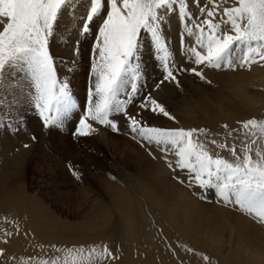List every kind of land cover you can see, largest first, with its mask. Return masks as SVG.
<instances>
[{"label": "snow or ice", "instance_id": "1", "mask_svg": "<svg viewBox=\"0 0 264 264\" xmlns=\"http://www.w3.org/2000/svg\"><path fill=\"white\" fill-rule=\"evenodd\" d=\"M81 3L85 12L77 34L85 38L91 34L93 47L86 109L73 135L88 136L95 132L92 122L120 132L118 117H122L128 134L133 139L139 138L155 159L154 145L170 170L185 174L184 178L177 175L174 179L189 188H199L194 194L200 199L209 200L211 192L217 203L231 206L264 224V119L237 121V128L223 124L224 133L206 128L151 126L141 117L142 111L175 120L151 93L139 101L140 111H129L142 91V50L146 39L165 73L157 88L166 81L179 87L178 76L185 72L211 84L204 74L207 67L235 70L264 65V0H81ZM74 6L75 0H0V128L12 129L14 124L23 123L22 116L19 121L6 122L9 118L6 109L16 105L34 111L45 128H61L79 107L69 81L58 74L57 57L50 50V39ZM172 14L177 15L180 23V54L192 65L188 68L176 66V54L164 34ZM185 37L190 41L187 44ZM79 43L77 40L76 44ZM78 55L77 46L73 48V56ZM76 63L73 59L72 64ZM67 68L72 70L71 66ZM19 130L15 127V131ZM224 151L229 155H221ZM69 167L79 179L81 173ZM12 235L11 231H5V237ZM8 242L3 240L5 244ZM51 247L63 251V255L42 259L39 264H93L96 258L111 264L119 259L106 244L64 250ZM199 255L210 261L209 256ZM9 259L15 258L7 257L5 249L0 248V261Z\"/></svg>", "mask_w": 264, "mask_h": 264}, {"label": "rangeland", "instance_id": "2", "mask_svg": "<svg viewBox=\"0 0 264 264\" xmlns=\"http://www.w3.org/2000/svg\"><path fill=\"white\" fill-rule=\"evenodd\" d=\"M80 4L81 0H75L72 11L65 15L59 31L50 39V50L57 57L58 74L61 78H67L69 81L79 107L64 121L61 128H45L40 117L34 111L27 106L16 105L6 109L9 115L6 122L19 121L22 116L23 123L14 124L12 129L0 128V210L2 211L0 214L17 212V217L21 219L22 225L24 224L23 240L19 241L18 245H15L18 247L14 249H7L3 245L5 244L3 240L8 238L5 237V228L0 225V246L5 249L7 257L15 258L14 260L0 261V264H39L42 259L56 255L62 256L63 251L57 252L51 247L52 245L64 250L73 246L87 248L91 245L103 246L104 244L116 256L119 255V259L112 261V263L115 262L114 264H118V262L119 264H157L155 261L159 254L158 256H154V254L164 250L167 247L166 242L160 236H156L154 239L148 236L150 239L148 240L143 228L144 222H142L140 211L134 201L136 197L138 200L146 198V195L143 196L145 189L153 190V186L156 189L153 190V193L159 195L167 204L183 206L186 201L193 202L195 218L201 216L205 227H210L214 223L212 221H217L216 229L218 231L216 234L222 236L224 240L222 253L225 256H235L237 250L244 252L245 249L249 254H255L257 252L254 248L255 245L248 247L240 242L234 234L235 232L233 233L227 226V222L234 223V225L245 224L253 234L250 240L258 245L264 244V224L234 210L231 206L217 203L211 192H209V200L200 199L194 194L200 191L199 188H189L186 184H181L174 179V176L177 175L184 178L185 174L170 170L154 145L152 150L155 153V159L149 155L147 148L142 146L139 138L133 139L128 134L122 117H118L121 121L120 132H113L105 126L89 121L94 123L97 129L95 132L88 136L73 135L86 109L87 92L90 86V54L93 47L91 34L87 38L77 34L81 17L85 12V8L81 10ZM171 17L173 20L170 19V22L165 26L164 34L176 54V66L191 67L192 65L186 62L180 54L179 20L176 14H172ZM77 40L80 41L79 45L76 44ZM188 40L189 38L185 37L186 44L189 43ZM144 43L145 47L142 50L143 75L140 80L142 91L136 96L135 102L129 106V111L132 113L140 111L137 107L139 101L144 98L145 94L151 93L175 117V120H170L159 113L142 111L141 117L148 125L166 128L183 127L185 129L199 127L210 129L212 132L216 130L213 133L218 131L224 133L225 129L221 127L223 124L232 126V124H237L235 121L253 117L264 119V85L262 83L264 65L253 64L251 69L237 67L235 70L207 67L204 68V74L212 81L211 84L185 72L178 76L179 87L173 82L166 81L157 88V83L163 79L165 73L155 58L151 42L146 39ZM77 46L79 55L74 57L72 49ZM146 52L148 53L146 54ZM147 55L153 58V61H150ZM73 59L79 60L80 63L73 65ZM67 66H71L72 70L68 71ZM202 82L204 83L202 84ZM239 88L244 96L243 99L237 98L236 94H238ZM258 95L259 97H257ZM121 98H124L123 94ZM222 100H225L223 103L226 105H230L228 109L232 110V113L229 112V114H234L235 110L239 109L241 114H238L237 119L229 121L230 119L222 114V108L219 109ZM188 101L200 103L202 112L209 113L207 117L204 116L201 119L202 125L197 126L196 120L194 121L184 114L185 108H188L186 107V104H189ZM240 115L244 118H241ZM15 127H19L20 130L15 131ZM33 136L36 137L35 140L32 139ZM213 138L220 139V137ZM230 142L231 140H229ZM214 147L210 145V148ZM221 155L228 156L229 153L224 151L221 152ZM69 165L81 173L79 179L73 175ZM143 187H145L144 190ZM121 193L124 194V201L131 200L129 201L132 206L131 214L135 212L131 217L135 220L125 219L123 221L124 214L118 210L121 208L119 204L125 203L124 201L119 202ZM99 205L111 213V220L106 227L94 229V225L99 221ZM126 206L121 209L124 211ZM177 217L179 216L177 215ZM185 224L178 223L181 229H187L186 226L183 228ZM39 225L40 227H38ZM45 226H48V232H44ZM176 229L180 230L177 226ZM198 229L194 228L195 235L190 236L191 239L183 234L180 235L184 242L180 245L181 248L189 245L188 248L192 249V245L197 241L206 247L210 246L206 239L208 235L204 234L207 232ZM156 238L159 242L155 241ZM239 247L241 249H238ZM152 249H156L158 252L153 250L152 254ZM234 251L236 252L234 253ZM187 256L188 260L192 261L191 264L203 263L198 259L200 255L197 251L193 250ZM30 257L33 259L29 260ZM10 261L12 262L10 263ZM108 262V260L96 258L93 264H109Z\"/></svg>", "mask_w": 264, "mask_h": 264}, {"label": "bare ground", "instance_id": "3", "mask_svg": "<svg viewBox=\"0 0 264 264\" xmlns=\"http://www.w3.org/2000/svg\"><path fill=\"white\" fill-rule=\"evenodd\" d=\"M79 5V4H78ZM81 5V10H83L84 6ZM178 18V17H177ZM171 21L173 20V17H170ZM175 22V21H174ZM75 29V28H74ZM76 30V29H75ZM76 32V31H74ZM76 34V33H75ZM72 35V34H71ZM77 35V34H76ZM76 37V36H75ZM71 40V39H70ZM72 41V40H71ZM89 42V41H88ZM188 42H190L188 40ZM71 45V44H70ZM64 50V49H63ZM62 50V51H63ZM73 50V49H72ZM65 51V50H64ZM149 52V51H148ZM146 52V54L148 53ZM151 54V53H150ZM148 58L149 55H147ZM153 57V56H152ZM68 58V57H67ZM79 59V58H78ZM70 60V59H69ZM64 61V60H63ZM150 61H153V58H150ZM66 62V61H65ZM77 63L79 64L80 61L78 60ZM67 64V63H66ZM77 66V65H76ZM162 69V68H161ZM229 75V74H228ZM227 77V75H226ZM235 77V76H234ZM231 78V77H230ZM243 78V77H242ZM190 79V78H189ZM209 79V78H208ZM238 79V78H235ZM240 79V78H239ZM217 80V79H216ZM224 81V80H221ZM238 81V80H237ZM241 81V80H240ZM247 81V80H246ZM229 82V80H228ZM190 83V82H188ZM204 82H202L203 84ZM223 83V82H221ZM263 85H264V78L262 81ZM183 84V83H182ZM186 84V83H185ZM206 84V83H205ZM238 84V82H237ZM252 84V83H251ZM258 84V83H256ZM173 85V84H172ZM226 85V83H225ZM240 85V84H239ZM245 85V84H243ZM255 85V83H254ZM183 86V85H182ZM186 86V85H185ZM208 86V85H207ZM236 86V85H235ZM234 86V87H235ZM238 87V86H237ZM246 87V86H245ZM248 87V86H247ZM176 88V87H175ZM185 88V87H184ZM216 88V87H215ZM170 89V88H169ZM173 89V88H172ZM249 89V88H246ZM253 89V88H252ZM171 90V89H170ZM182 90V88H181ZM223 91V90H221ZM236 91V90H235ZM252 91V90H251ZM263 91V90H262ZM224 92V91H223ZM257 92V91H256ZM260 92V90H259ZM172 93V91H171ZM187 93V92H185ZM218 93V92H217ZM220 93V92H219ZM261 93V92H260ZM264 93V92H263ZM164 95V94H162ZM172 95V94H171ZM237 98H244L241 88H239L238 90V94ZM219 96V95H218ZM252 96V95H251ZM263 96V95H262ZM191 97V96H190ZM199 97V96H198ZM202 97V96H201ZM210 98V96H208ZM246 97V96H245ZM259 97V95L257 96ZM224 98V97H223ZM252 98V97H251ZM250 98V99H251ZM260 99V98H259ZM218 100V99H217ZM254 100V99H253ZM256 100V99H255ZM225 100H222L221 104H220V108H222V114L224 116H227V119L231 120H235L237 119L239 116V109L235 110L234 114H229V112H231L232 110L228 109L230 108L228 105H226V103H223ZM263 101V100H262ZM216 102V101H215ZM241 102V101H240ZM248 102V101H247ZM264 102V101H263ZM188 105L186 104V107H188L187 109L185 108L184 110V114L189 117L192 120H196L197 121V126L202 125L201 123V119L205 117H207L209 115V113H204L202 112V107H200V103L197 104L196 101H188ZM228 104V103H227ZM218 106V103L216 104ZM227 106V107H226ZM242 106V105H241ZM252 106V105H251ZM169 108V107H168ZM177 108V107H176ZM246 108V107H245ZM253 108V107H252ZM196 109V110H195ZM214 109V108H213ZM218 109V110H219ZM237 109V108H236ZM168 110V109H167ZM247 110V109H245ZM256 110V109H255ZM208 111V110H207ZM249 111V110H248ZM215 112V111H214ZM226 112V113H225ZM246 112V111H245ZM232 113V112H231ZM249 113V112H248ZM149 114V113H148ZM226 114V115H225ZM246 114V113H245ZM155 116V114H154ZM246 116V115H245ZM157 117V116H156ZM160 117V116H159ZM158 117V118H159ZM180 117V116H179ZM241 118H244V116L240 115ZM258 117V116H257ZM167 118V117H166ZM186 118V117H185ZM259 118V117H258ZM263 119V118H262ZM246 120V119H245ZM152 121V120H151ZM156 121V120H155ZM237 123V121H235ZM177 124V123H176ZM180 124V123H179ZM192 124V123H191ZM173 125V123H172ZM230 125V124H228ZM169 126V125H168ZM175 126V125H174ZM194 126V125H192ZM231 126V125H230ZM232 128H237L239 127L238 124H232L231 126ZM199 128V127H198ZM218 128V127H217ZM187 129V128H186ZM216 129V127H215ZM221 130V129H220ZM216 131V130H214ZM213 131V132H214ZM222 131H218L216 133H220ZM225 132V131H224ZM219 138V137H218ZM105 139V138H104ZM106 142V141H105ZM107 143V142H106ZM159 156V155H158ZM161 157V156H160ZM170 159L172 157H169ZM145 159V158H144ZM158 184V183H157ZM171 185V184H170ZM159 186V185H158ZM145 187H143L144 190ZM153 190H156L153 186ZM153 190L150 188V190L145 189V193L143 194V196L146 195V198H142L140 200L136 199L134 201L135 205L138 207L137 209H139L141 217H142V222H144L143 224V228L145 231V235H147L146 237L148 238H152L154 239V237L156 236H160L162 237L165 242H166V248L162 251H160L159 253H155L154 256H158V259H156L157 261H155L157 264H191V260H188V256L187 254H190V252L186 251V248H188V246L184 247H180V245H182L183 240L182 237L180 235H184L185 237H188L191 239L190 236L195 235V233H193L194 228H199L198 230H203L206 233H204L205 235H208L206 237V239L208 240V242L210 243L209 247L204 246V244H201L199 241L195 242L194 245H192V249L194 251H197L198 254H204L210 257V261L206 262L202 259L201 255L198 257V259L200 261H203L202 264H264V244L262 245H258L256 244L254 241L252 242L251 237H253V234L251 233V231H249V228L243 224V223H237L234 225V223H229L227 222V226L230 228V230L236 235L237 239L244 243L246 246L250 247V245H255L254 248H256L255 254H249L246 249L244 250V252H241L240 250H237V253L235 256H228V255H224L222 253V247H224V240L222 238V236L216 234V231H218V229H216V223L217 221H212L214 222L210 227H205V222L203 220V218L200 217H196L195 218V204L193 202L186 201V204L183 206H177L173 203H166L162 200V198H160L159 195H156L153 193ZM146 191H150V192H146ZM142 193V192H141ZM5 195V194H4ZM142 197V196H141ZM140 198V197H139ZM125 198H124V194L121 193L119 196V202H123ZM131 201L130 199H127L126 201H124L125 203H121L119 204V206L121 208H124L126 206V208L121 209L118 208L119 211H122L124 214V217L122 218L123 221H125V219H128L130 221V219H133V217H131L135 212H132V206H131ZM143 202V203H141ZM133 203V201H132ZM16 204V203H15ZM118 203L115 205L117 207ZM134 205V206H135ZM100 206V207H99ZM98 206V214H99V221L94 225V229H98L99 227H106V225H108L109 221L111 220V213H109L108 211L104 210V207H102L101 205ZM11 207V206H10ZM128 207V209H127ZM17 210V209H16ZM1 211V210H0ZM119 211H117V213H120ZM138 211V210H137ZM180 211H182L183 213H181ZM2 212V211H1ZM20 213V210L18 211ZM139 213V212H138ZM181 213V214H180ZM97 214V215H98ZM138 215V214H136ZM177 215L180 217H177ZM18 216L17 212H10V213H1L0 214V225L3 226V228H5L6 231H11L13 233V235L10 237V239L8 238L9 242L7 244H3L6 246L7 249L11 248H17L15 245H18V242L23 240L22 236H23V225L21 223V219ZM207 216V215H206ZM110 217V218H109ZM137 218V217H136ZM139 219V218H138ZM206 219V218H205ZM135 220V218L133 219ZM208 221V219L206 220V222ZM139 223L141 221H138ZM137 222V223H138ZM186 223L184 225L183 228L187 229H181L178 225V223ZM107 223V224H106ZM126 224V223H125ZM176 226L180 229H176ZM186 226V227H185ZM32 227V226H31ZM40 227V225L38 226ZM48 226H45V230L44 232H48L47 229ZM125 227V226H124ZM127 227V226H126ZM137 229V228H136ZM43 231V230H42ZM43 233V232H42ZM144 233V232H143ZM131 236V234H129ZM138 235V234H137ZM198 235V234H196ZM139 236V235H138ZM261 236V235H260ZM143 238V237H142ZM148 238V240H150ZM159 238V237H158ZM27 239V238H26ZM151 239V241H152ZM25 240V239H24ZM135 240V239H134ZM137 240V238H136ZM160 240V239H159ZM206 240V241H207ZM30 241V240H29ZM133 241V239H132ZM157 241V238L156 240ZM193 241V240H192ZM52 242V241H51ZM159 242V241H157ZM156 242V243H157ZM164 242V241H161ZM226 242V241H225ZM208 243V244H209ZM20 244V243H19ZM137 244V243H136ZM147 244V243H146ZM154 244V243H152ZM238 244V242H237ZM139 245V244H138ZM148 245V244H147ZM191 245V244H190ZM239 245V244H238ZM159 246V245H158ZM240 246V245H239ZM34 247V246H33ZM139 247V246H138ZM143 247V246H141ZM162 247V246H161ZM164 247V246H163ZM177 247V248H176ZM231 247V246H229ZM237 247V246H236ZM0 248H2L0 246ZM124 248V247H123ZM128 248V247H127ZM158 248V247H157ZM176 248V249H175ZM232 248V247H231ZM230 248V249H231ZM25 249V248H24ZM137 249V248H136ZM142 249V248H141ZM145 249V248H144ZM238 249H241L240 247ZM143 250V249H142ZM153 250L156 249H152L151 252ZM11 251V250H10ZM135 251V250H134ZM149 251V250H148ZM243 251V250H242ZM27 252V251H26ZM155 252V251H154ZM156 252H158L156 250ZM236 251H234L235 253ZM117 253V252H116ZM141 253V252H140ZM143 253V252H142ZM141 253V254H142ZM148 253V252H146ZM145 253V254H146ZM133 254V253H132ZM135 254V253H134ZM144 254V253H143ZM153 254V252H152ZM245 254V255H244ZM147 255V254H146ZM119 256V255H118ZM142 256V255H141ZM145 256V255H144ZM147 257V256H146ZM152 257V256H150ZM234 257V258H233ZM131 258V257H130ZM14 260V259H12ZM107 261V260H106ZM126 261V260H125ZM12 261H10L11 263ZM139 262V261H138ZM109 263V262H108ZM112 263V261H111ZM115 263V262H114ZM112 263V264H114ZM148 263V262H146ZM119 264V262H118ZM123 264V263H122ZM129 264V263H128ZM135 264V263H134ZM139 264V263H137ZM153 264V263H152Z\"/></svg>", "mask_w": 264, "mask_h": 264}]
</instances>
